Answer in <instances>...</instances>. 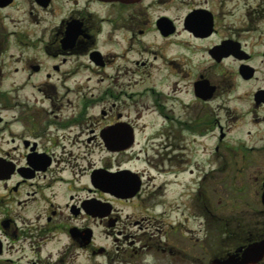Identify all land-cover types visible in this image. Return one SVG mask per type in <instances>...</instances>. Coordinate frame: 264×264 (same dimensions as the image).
Returning a JSON list of instances; mask_svg holds the SVG:
<instances>
[{
	"label": "flooded vegetation",
	"instance_id": "af4514ba",
	"mask_svg": "<svg viewBox=\"0 0 264 264\" xmlns=\"http://www.w3.org/2000/svg\"><path fill=\"white\" fill-rule=\"evenodd\" d=\"M0 264H264V0H0Z\"/></svg>",
	"mask_w": 264,
	"mask_h": 264
}]
</instances>
